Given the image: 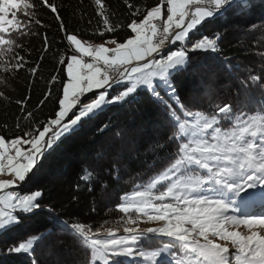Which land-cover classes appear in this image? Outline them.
<instances>
[{"label": "snow or ice", "instance_id": "obj_1", "mask_svg": "<svg viewBox=\"0 0 264 264\" xmlns=\"http://www.w3.org/2000/svg\"><path fill=\"white\" fill-rule=\"evenodd\" d=\"M254 2L160 0L143 19L127 24L131 34L123 43L112 39L91 44L67 30L60 5L53 0H0V72L4 74L0 86L8 89L10 78L21 70L37 72V67H25L29 61L17 49L24 51L18 40L29 35L33 25L43 26L38 18L41 10L55 17L66 49L72 53H56L65 67L60 69L63 82L57 85V93L62 87V95L55 96L51 115L28 124L27 131L18 123L23 135L10 140L0 135V174L12 176L0 179V190L11 189L0 196V233L21 225L24 218L38 211L47 213L46 223L37 233H26L22 242L4 251L5 255L24 254L30 264H39L34 255L36 246L60 228L90 249L91 264H264V212L246 211L257 196H264V110L236 115L232 104L225 103L209 115L187 111L180 97L183 77L197 63L192 56L199 53L221 61L229 59L219 45L223 33L204 34L202 29L226 20L230 13L249 10ZM260 2L264 4V0ZM94 4L104 24L98 35L115 32L120 25L109 22L104 0H94ZM165 5L166 17L162 11ZM106 43L115 47H106ZM44 48L48 50L47 36ZM233 75L244 87L264 82L260 74L246 80ZM59 79L51 77L52 82ZM141 94L148 95L174 126L167 140L177 146L166 154L162 170L144 190L120 197L116 208L127 217L125 234L116 235L112 229L93 233L90 225L69 223L55 205L42 203L43 189L21 190L46 155L86 120L111 105L135 101ZM51 95L49 91L45 99ZM0 98L7 99L4 91H0ZM23 103L17 101L21 106ZM32 118L33 113L28 112L26 119ZM222 122L231 126L223 128ZM115 170V166L109 169V176ZM84 179H88L87 174ZM97 183L103 190L107 182L98 179ZM142 218L158 226L140 229ZM241 225L247 227V235L236 230ZM153 238L166 239L167 243L143 250L141 241ZM84 264H89L87 257Z\"/></svg>", "mask_w": 264, "mask_h": 264}, {"label": "trees", "instance_id": "obj_2", "mask_svg": "<svg viewBox=\"0 0 264 264\" xmlns=\"http://www.w3.org/2000/svg\"><path fill=\"white\" fill-rule=\"evenodd\" d=\"M53 2L60 5V15L69 32L95 42L112 39L123 42L131 34L127 24L133 19H142L147 10L160 0H104L109 22L120 27L115 32H105L102 37L98 34L104 28L103 18L97 14L94 0ZM137 9H140L139 13L133 16ZM18 17L24 18L19 13ZM38 18L43 26L33 25L29 35L18 40L24 51L17 49V53L29 61L25 67H37V72L32 74L21 70L10 78L8 89L0 86V91L7 96L6 100L0 98V135H4L6 140L23 135L16 127L18 123L27 131L28 124L44 121L55 108V96L62 95V87L57 93V85L63 82L60 69L65 66L59 63L60 57L56 53H72L66 49L67 42L55 17L41 10ZM202 32L223 33L219 45L223 55L229 59L221 61L199 53L192 56L197 63L184 75L180 89L185 109L211 115L219 106L230 103L236 115L264 110V82L244 87L233 75L245 80L250 75H264V4L255 0L249 10L230 13L226 20L206 25ZM45 36L48 38L47 51L44 48ZM53 75L60 79L52 82ZM49 91L52 95L45 99ZM17 101H24L23 106ZM28 112L33 113L31 121L26 119ZM178 116L184 118L179 110ZM220 126L227 128L231 124L222 122ZM173 127L146 94L139 95L135 101L111 105L93 119L86 120L78 131L47 154L21 190L43 189L42 203L55 205L69 223L78 221L90 225L93 233L98 229L102 233L112 229L116 235H123L124 228L128 226L125 223L127 217L117 210L116 205L121 202V196L144 188L162 170L163 158L177 146L176 142L167 140ZM113 166L116 170L109 176V169ZM86 174L88 179H84ZM113 177H118V180ZM98 179L107 182L103 190L97 183ZM157 188L162 190L160 185ZM249 209H246L248 213ZM131 215L135 218L136 214ZM46 217L47 213L38 211L34 216L24 218L21 225L0 233V264H30L28 256L5 255L4 251L22 242L26 233H37L46 223ZM148 223L142 218L139 228L151 227L146 226ZM164 243H167L166 239L141 241L143 250H151ZM34 255L39 264H84L85 257L91 264L90 249L60 228L54 229L36 246Z\"/></svg>", "mask_w": 264, "mask_h": 264}, {"label": "rangeland", "instance_id": "obj_3", "mask_svg": "<svg viewBox=\"0 0 264 264\" xmlns=\"http://www.w3.org/2000/svg\"><path fill=\"white\" fill-rule=\"evenodd\" d=\"M162 11H163V8H162ZM79 38H81V37H79ZM81 39H83V38H81ZM83 40H85V41H87V42H89L91 44H101V43H105L106 42V41H104V42H102V41L95 42V41H91V40H87V39H83ZM108 41H110V40H108ZM123 42H118V43H123ZM105 46L106 47H110V48L111 47H115V45H113L111 43H106ZM178 46L179 45H177V47ZM0 179H12V176H11V174H0ZM9 190H11V189L0 190V196H6L7 195V192ZM142 190H144V188H142V189H136V190H133V191H142ZM261 212H264V199H262L260 196H257L256 199H255V201H254V203H253V205L249 209V213L259 214ZM153 225L158 226V224L156 222H149L146 226H151L152 227ZM230 230H232L231 227H230ZM236 230H239L243 235H247L248 234V229H247L246 226L241 225Z\"/></svg>", "mask_w": 264, "mask_h": 264}, {"label": "crops", "instance_id": "obj_4", "mask_svg": "<svg viewBox=\"0 0 264 264\" xmlns=\"http://www.w3.org/2000/svg\"><path fill=\"white\" fill-rule=\"evenodd\" d=\"M164 13H165V17H166V5H165V10H164Z\"/></svg>", "mask_w": 264, "mask_h": 264}, {"label": "built area", "instance_id": "obj_5", "mask_svg": "<svg viewBox=\"0 0 264 264\" xmlns=\"http://www.w3.org/2000/svg\"><path fill=\"white\" fill-rule=\"evenodd\" d=\"M165 10V6L163 7V11ZM159 26V25H158Z\"/></svg>", "mask_w": 264, "mask_h": 264}]
</instances>
